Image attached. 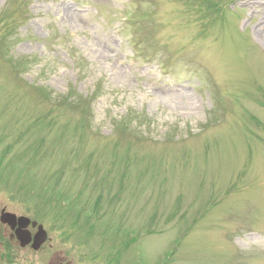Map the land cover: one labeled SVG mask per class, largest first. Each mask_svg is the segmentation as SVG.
Listing matches in <instances>:
<instances>
[{
  "label": "rangeland",
  "instance_id": "1",
  "mask_svg": "<svg viewBox=\"0 0 264 264\" xmlns=\"http://www.w3.org/2000/svg\"><path fill=\"white\" fill-rule=\"evenodd\" d=\"M0 194L86 264H264V0H0Z\"/></svg>",
  "mask_w": 264,
  "mask_h": 264
},
{
  "label": "flooded vegetation",
  "instance_id": "2",
  "mask_svg": "<svg viewBox=\"0 0 264 264\" xmlns=\"http://www.w3.org/2000/svg\"><path fill=\"white\" fill-rule=\"evenodd\" d=\"M41 221L35 213L20 214L0 194V264L87 263L84 250L62 233L63 226L55 235ZM39 237L46 238L37 246Z\"/></svg>",
  "mask_w": 264,
  "mask_h": 264
},
{
  "label": "trees",
  "instance_id": "3",
  "mask_svg": "<svg viewBox=\"0 0 264 264\" xmlns=\"http://www.w3.org/2000/svg\"><path fill=\"white\" fill-rule=\"evenodd\" d=\"M125 24H126V23H125ZM123 25H124V24H123ZM129 25H130V24H129ZM132 44H133V43H132ZM134 46H135V48H137L138 50H141L142 52H144V51H143V48H142V45L139 47V45L134 44ZM134 52H135V56H137L138 58H139V57H142V56H141V54H142L141 52H140V53H139L138 51H134ZM162 63H163V65H164L163 68H162V70H165V69H166V64H165L164 62H162Z\"/></svg>",
  "mask_w": 264,
  "mask_h": 264
},
{
  "label": "water",
  "instance_id": "4",
  "mask_svg": "<svg viewBox=\"0 0 264 264\" xmlns=\"http://www.w3.org/2000/svg\"><path fill=\"white\" fill-rule=\"evenodd\" d=\"M45 238L46 237L38 238V245L37 246H39L41 243H43L45 241Z\"/></svg>",
  "mask_w": 264,
  "mask_h": 264
},
{
  "label": "bare ground",
  "instance_id": "5",
  "mask_svg": "<svg viewBox=\"0 0 264 264\" xmlns=\"http://www.w3.org/2000/svg\"><path fill=\"white\" fill-rule=\"evenodd\" d=\"M262 241H264V239H262Z\"/></svg>",
  "mask_w": 264,
  "mask_h": 264
}]
</instances>
